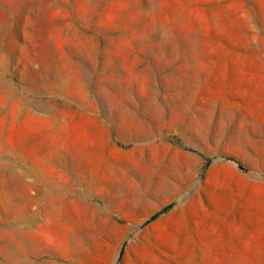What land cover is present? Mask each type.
<instances>
[{
	"label": "rangeland",
	"instance_id": "1",
	"mask_svg": "<svg viewBox=\"0 0 264 264\" xmlns=\"http://www.w3.org/2000/svg\"><path fill=\"white\" fill-rule=\"evenodd\" d=\"M0 264H264V0H0Z\"/></svg>",
	"mask_w": 264,
	"mask_h": 264
},
{
	"label": "trees",
	"instance_id": "2",
	"mask_svg": "<svg viewBox=\"0 0 264 264\" xmlns=\"http://www.w3.org/2000/svg\"><path fill=\"white\" fill-rule=\"evenodd\" d=\"M204 158V160H205V162L207 161V158L206 157H203Z\"/></svg>",
	"mask_w": 264,
	"mask_h": 264
}]
</instances>
